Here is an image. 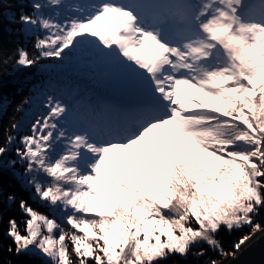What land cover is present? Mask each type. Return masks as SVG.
<instances>
[{"label": "snow or ice", "instance_id": "6c2138e0", "mask_svg": "<svg viewBox=\"0 0 264 264\" xmlns=\"http://www.w3.org/2000/svg\"><path fill=\"white\" fill-rule=\"evenodd\" d=\"M0 17L34 38L31 53L0 41V86L42 62L86 57L134 97L85 105L78 92L49 94L24 135L10 118L0 143V264H14L4 252L43 264H230L260 238L264 0H0ZM7 110L0 92V121ZM14 209L19 220L8 216ZM245 227L230 250L217 239Z\"/></svg>", "mask_w": 264, "mask_h": 264}, {"label": "trees", "instance_id": "16d2710c", "mask_svg": "<svg viewBox=\"0 0 264 264\" xmlns=\"http://www.w3.org/2000/svg\"><path fill=\"white\" fill-rule=\"evenodd\" d=\"M28 2L29 0H24L25 4ZM5 11L16 12L18 14V8L16 7L5 9ZM25 11H30V9L26 8ZM0 21H2V26L4 29L0 31V41H2L6 50L10 52L14 51L17 45H20L26 48V50L30 53L33 52L34 38H28L26 40L23 34L16 33L15 31L16 29L21 28V25H10L7 19L3 17H0ZM8 28H11L12 32L7 31ZM91 67L92 66L86 67L85 70L89 72ZM98 68L96 67V72L98 71ZM45 69H48L49 71L54 70L55 65L49 64L48 61L42 62L38 68L34 67L31 69H24L17 72L15 75L5 76L3 78V84L0 86V92H2V96L8 101V110L7 114L3 117V120L0 121V143H3V129L9 125V120L11 117L14 116L16 121L20 123V132L18 135L28 134L31 124L35 121V119H37L39 116H43L44 114V105H42L41 102H43L44 99L46 100V97L51 93L55 96H59L61 94V92H59L60 89L52 84L51 78H47L49 74L44 71ZM88 72L84 73L86 76H81L82 80H95V86L100 88L101 92L100 94L99 90L88 92V102L85 103L81 100L83 104L104 105L109 104L106 102H111L112 100H114L115 103H127L134 98L128 91L127 86L122 81L115 77L106 76L103 69L99 70L102 75L97 73L94 75V77L92 76L93 74ZM67 76L69 78L71 77L70 74ZM52 79H54V77H52ZM78 91L83 92L85 91V88H80ZM106 92L109 94H106ZM103 94H106V96ZM26 97L30 98V103L24 105L22 111L15 112L14 109L20 105ZM64 99L67 100L70 98L67 96ZM16 146L17 145H13V148ZM9 156H14V152L10 153ZM17 168L22 171V168H20L19 165H17ZM28 203L42 214L48 215L50 218L55 217L58 222L64 224L66 228H69L68 225H66L65 218L59 213L50 211L46 204L34 202L31 199L28 200ZM8 216L16 217L18 220L21 218V214L19 213L18 209H14L13 211L9 212ZM259 219L264 222V213L261 214ZM6 221L7 217H5V223L3 225L4 228L7 227ZM21 227H23V225H21ZM248 231L249 229L247 227H245L242 231H235L232 233H229L225 229L218 234L217 239L222 242L225 249L230 250L233 243ZM9 243H11V241L5 238L4 244L7 245ZM200 247L206 248L207 246L202 244ZM207 255L209 257H216V254L211 251H209ZM3 258L5 260H13L14 264H19L20 261H23L24 264H43V261L39 257L17 258L14 256H9L7 252H4ZM168 264H197V260L192 256H189L187 260H181L179 257H176L174 260H170Z\"/></svg>", "mask_w": 264, "mask_h": 264}, {"label": "rangeland", "instance_id": "374dc122", "mask_svg": "<svg viewBox=\"0 0 264 264\" xmlns=\"http://www.w3.org/2000/svg\"><path fill=\"white\" fill-rule=\"evenodd\" d=\"M106 23H108V21L98 22L97 28L104 26V24ZM48 63L55 65V69L51 71H49L48 69H45L44 71L47 74H49L47 78H51L52 84L57 86L60 89L59 92H61V94L56 97L63 98V99L66 98L67 96L70 98L69 94L64 89H62L63 82L68 81V80H74L77 77H81L84 75L85 72H88L85 70L86 67L95 66L86 57H74L71 60L65 61L62 64L59 62H54V61H48ZM88 73L93 74L91 72V69ZM69 74L71 76L70 78L67 76ZM92 76L94 77V75ZM52 77H54V79H52ZM41 103L42 105H45L46 100L44 99V101ZM43 109H44V114H45L46 113L45 107ZM68 227L70 228V226Z\"/></svg>", "mask_w": 264, "mask_h": 264}, {"label": "water", "instance_id": "95a60500", "mask_svg": "<svg viewBox=\"0 0 264 264\" xmlns=\"http://www.w3.org/2000/svg\"><path fill=\"white\" fill-rule=\"evenodd\" d=\"M259 239L253 238L242 253L230 264H264V233H257ZM227 264V262H226Z\"/></svg>", "mask_w": 264, "mask_h": 264}]
</instances>
